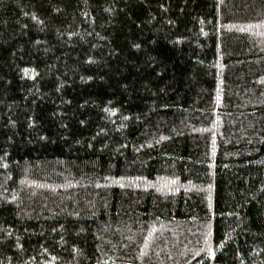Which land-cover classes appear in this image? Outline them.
Returning a JSON list of instances; mask_svg holds the SVG:
<instances>
[{
	"label": "trees",
	"instance_id": "trees-1",
	"mask_svg": "<svg viewBox=\"0 0 264 264\" xmlns=\"http://www.w3.org/2000/svg\"><path fill=\"white\" fill-rule=\"evenodd\" d=\"M0 264H264V0H0Z\"/></svg>",
	"mask_w": 264,
	"mask_h": 264
}]
</instances>
